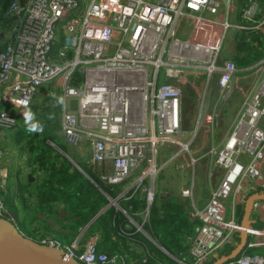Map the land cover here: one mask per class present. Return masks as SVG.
<instances>
[{"label":"built area","instance_id":"built-area-1","mask_svg":"<svg viewBox=\"0 0 264 264\" xmlns=\"http://www.w3.org/2000/svg\"><path fill=\"white\" fill-rule=\"evenodd\" d=\"M244 1L239 23L230 20L234 0L12 2L5 16L13 22L0 32V158L2 131L17 125L12 110L30 108L38 90L48 82L62 85L66 101L60 113L63 137L74 146H88L93 166H104L102 180L122 185L139 174L132 191L145 192V220H149L158 196L156 178L170 162L187 153L189 159H183L181 167L194 170L198 162L209 157V177H214L217 168L224 172L206 205H193L190 212L191 219L199 220L201 226L190 247L192 261L186 263L206 264L235 234L243 232L235 216L236 193L246 180L263 178L264 128L260 123L264 118V80L246 97L227 140L211 146L202 156L191 152L193 138L183 141L187 123L182 97L184 91H198V81L205 76L197 128L203 123L215 126L225 91L230 92L238 83L239 68L232 59L223 58L227 35L230 30L264 27L261 1ZM220 12H224L223 17L215 19ZM186 22L192 31L180 37ZM214 32L217 39L211 43L206 35ZM263 64L264 59L249 69ZM192 71L198 72L193 79ZM215 83L218 99L212 105L206 97ZM170 144L178 146L177 152L160 162L161 151ZM1 175L6 178V174ZM145 181L149 183L145 185ZM195 184L193 179L191 186L182 188V196L192 198ZM3 191L0 180V219H13ZM231 198L233 213L229 217L224 200ZM111 202L118 204L117 200ZM129 219L143 231L132 217ZM82 233L70 244L51 237L41 239L40 244L61 250L67 260L78 263L150 264L149 257L134 258L135 244L126 253L99 249L98 235L91 236L83 248ZM247 233L241 253L224 264H264L262 253L248 254L249 249H264V226L251 225Z\"/></svg>","mask_w":264,"mask_h":264},{"label":"trees","instance_id":"trees-1","mask_svg":"<svg viewBox=\"0 0 264 264\" xmlns=\"http://www.w3.org/2000/svg\"><path fill=\"white\" fill-rule=\"evenodd\" d=\"M14 1L16 0H0V32L13 22L11 18L5 16V13ZM17 1L23 3L25 0ZM263 59L264 27L259 30H241L237 35L232 53V60L237 67L247 68ZM61 108V105L47 104L42 108L45 114L34 122L42 125L43 131L30 133L23 130L19 135V141L26 140V147L29 148L35 170L44 174L31 193L36 197L34 206L38 205V209L46 214L56 211L55 205L58 202L63 203L67 219L71 220L72 227L75 229L81 227L82 229L89 224L88 227H91V230L99 237V249L107 253L127 252L135 244L138 250L136 248L134 251V258L149 257L150 264L156 262L159 264L190 263L192 261L190 247L199 234L201 222L191 219L192 208L188 207V202L175 201L173 198L162 199L157 196L151 207L149 220L137 215L145 208L144 191L138 190L134 193L131 189L126 196L123 195L122 198H119L122 185H110L103 181L100 172L93 165L88 166L78 162L82 170L78 169L60 152L61 150L70 154V149L63 137H60ZM144 184L146 185V182ZM23 197L21 198L23 199ZM112 199H116L120 203V209L111 202ZM4 202L11 213V218H13L9 217L8 220L14 222L15 219H19L18 208L14 201L4 197ZM237 209H239L238 216L242 219L244 210L240 208V205L237 206ZM129 217L136 220V223L138 222L142 226L143 231L158 243L152 239L155 244L151 242L143 231L132 224ZM32 222V220L29 221V223ZM25 229H28L30 233L28 234V231L25 234L20 229L18 231L33 242L40 243L41 239L45 237L55 239L51 236L52 233L43 227H34L32 224H28ZM240 235V233L235 234L233 240L217 255L210 258L206 264H214L222 257L232 254L237 248ZM55 237H57L55 240L65 244L59 235Z\"/></svg>","mask_w":264,"mask_h":264},{"label":"crops","instance_id":"crops-1","mask_svg":"<svg viewBox=\"0 0 264 264\" xmlns=\"http://www.w3.org/2000/svg\"><path fill=\"white\" fill-rule=\"evenodd\" d=\"M260 1L264 5V0H260ZM234 2H235V4H234L235 5V12L231 14L230 20L232 22L239 23V22H241V9H242V6L245 3V1L244 0H234ZM223 13L224 12H220L219 15L215 16V19L222 18ZM240 32L241 31L236 32L235 38L233 40H231L230 42H236L237 35ZM250 67L251 66H249L247 68H239V72L236 74V81L238 83H241V84L243 83V85L246 83L245 80L249 76H251V74H252V72H251L252 69H249ZM61 87H62V85H61ZM216 87H218L217 84H216ZM38 91H40V89ZM214 91L217 92L218 91L217 88H215ZM46 96H49L48 93H44V95H42V97H40V96L36 97L35 96L34 99H36V103L34 104V100H33V104H32L33 108L36 106L38 109L40 106L42 107L43 97H46ZM52 96H51V99H53ZM53 104L56 105L55 102ZM229 104L230 103H228L227 106H225V108L223 110L224 111V113L222 115L223 118L219 122L217 121V123L215 124L214 127H210L209 125H206L207 128L202 132L203 136L202 137L200 136L197 144H196V139L199 137L198 134L196 136H194L195 134L192 136V138L194 137L193 139L195 142V144H194L195 146H197V145L199 146L201 143H203L202 147H198V150L196 151V153L193 150V154L194 153H195V155L204 154L205 151H207L211 146L219 145V144L221 145L223 142H225L227 140V138L230 135V132L232 131V128L235 124V120H236L237 115H238L237 112H239L238 111L239 108H238V110H232V108H231L232 106H231V104L230 105ZM37 108H34V109H37ZM29 109L30 108L25 109V110H18V109L12 110L13 114L17 118L18 123L14 127L15 129L14 128L5 129L2 131L1 158H0V180L4 182V191H3L2 195L7 200H13L15 205L17 206L18 216L20 217L19 220H20L21 225L19 222H17L16 219L14 220V222H15V224L18 223L19 228L18 227L17 228L20 229L22 232H24L26 234L30 230V227L28 228L29 229L28 230V229H25V226H28V224H32L34 227L35 226L36 227L37 226L43 227L47 231H50L52 233L51 236H53L55 239H57V237H55V236L59 235L62 238L61 240H63L65 242V244H67V243L70 244L77 239V237L80 234L79 233L80 230H82L84 227H82V229H81V227H79L78 229H75L72 227L71 220L67 219V212H66L64 204L61 202H58L57 205H55L56 211L46 213V214L43 213L42 210L38 209V205L35 204V206H34V200L36 197L31 193L34 191L36 184H38L42 180V178L44 177V174L38 170H35V165H34V162L32 160L29 148L26 147V143H25L26 140L19 141V137H20L19 135L21 134V132L23 130H26V127H27L25 124L23 114L25 111L29 112L30 111ZM30 113H32V112H30ZM230 113H233L232 120L234 122L231 121L230 123L227 124L224 121L226 120L225 118H227L230 115ZM228 118L230 119V117H228ZM35 121H36V119H35ZM192 125H193L192 123L186 124V126H185V129L187 131L186 134H189L191 132L190 129L193 128ZM260 125L264 128V118L262 119ZM61 134H62V132H61ZM60 137H63V135ZM185 138L186 137L183 138V141L187 139V138L186 139ZM63 139H64L65 143L67 144L68 148L70 149V154L67 152L61 151V150H60V152L63 153L66 157L68 155L73 160L72 161L67 157L71 162H76L77 164H78V162L85 163L88 166L93 165V163H91L90 153H89V150H88V147L86 146V144H83L82 146H74V145L70 144L68 141H66V139L64 137H63ZM208 145L210 147H207ZM85 150H86V152H85ZM71 154L74 158L71 156ZM73 164L77 167V165L75 163H73ZM207 165H208V163H205L201 166V168H198L197 173L202 174L203 186L200 185L198 187L195 184L192 198L183 197L181 194L182 188L189 187V185L187 186V181L184 180V175H181V181L177 182L178 184H176L177 186H179L177 188L181 187L179 190L175 189L176 193L173 192L171 189H169L168 185L167 186L162 185L163 184L162 181L160 182L159 189L155 185L158 196L162 199L173 198V200H175V201L188 202V207H191V208H193V205H196L197 207H204L209 200L210 193H211V190L213 188V186H211V184H210L211 178L209 177L208 169H207L208 172L206 171ZM94 166L100 172V177H101V173L104 171V166H100L96 163L94 164ZM80 168H81V166H80ZM80 170H82V168ZM195 171H196V168L191 171V172H193L192 174L194 175V177L196 175ZM262 172H263V178L261 180H258L255 182H253L249 179L246 180L243 183V186L241 187V189L238 190V192L235 195V199H236V208H235L236 214H235V216L238 218V220L241 224L245 223V217H246L245 210H246L247 205L250 203V201H251V206H250L251 216L249 217L250 224H252L253 226H256V227H258L257 225L262 226L264 224V198L260 197V196H264V160L262 162ZM2 173L6 174V178H4V176L1 175ZM215 173H216V175H215L213 181L215 183V186H217V185H219V183L221 182V179H222V173H223L222 168H217ZM138 176H139V174L136 173L132 177H130V179H129L130 182H128L129 180H127L126 183L122 184V186H121L122 190L118 196L119 198H122L123 195L126 196L131 191L134 184L138 180ZM196 177H197V175H196ZM145 182L147 185L148 181H145ZM162 193H164V194L161 197ZM21 197H23V199ZM143 198H144V195H143ZM227 200H224V201L227 202ZM232 201H233V198H231V200H230V204L228 207L229 209L227 208L228 214L230 211L229 217L233 213ZM197 202L199 203V206H198ZM117 205L121 208L120 203H118ZM225 205H226V203H225ZM239 205H240V208L242 210H244V215H243L242 219H240L238 216L239 209H237V206H239ZM137 215H140L141 217H143L142 211L137 213ZM31 220L33 222L29 223V221H31ZM134 221L136 222V220H134ZM132 224L134 225V223H132ZM136 224L139 225L138 222ZM88 225L83 229L82 238L80 240V244L83 246V248L85 246V242L91 236L95 235V232L92 231L91 227H88ZM130 230H132V229H130ZM29 233H30V231L28 232V234ZM143 233L147 236V232L143 231ZM113 239H114V237H113ZM241 241H242V235H240V240H239L238 245L241 243ZM125 246H126V248H128L126 243H125ZM136 248L138 250L137 246H136ZM109 249H111V247H109ZM123 252H126V251H123ZM127 252H130V249ZM181 263L186 264L187 262H181Z\"/></svg>","mask_w":264,"mask_h":264},{"label":"rangeland","instance_id":"rangeland-1","mask_svg":"<svg viewBox=\"0 0 264 264\" xmlns=\"http://www.w3.org/2000/svg\"><path fill=\"white\" fill-rule=\"evenodd\" d=\"M184 24H185V25H183L184 32H179L178 33V36H180V37H186L192 31V26H191L190 22H186ZM215 35H216V32L207 34L206 37H209V38H207L209 42L215 43L216 39H217V37L214 38ZM235 35H236V31L235 30H230L228 35H227L226 41L224 42V45H223V48H222V53H223V58L224 59L225 58L232 59V53L234 52V46H235L234 44H235V42H230V41L235 38ZM57 49H58V46L54 48L53 52L56 53ZM251 72H252L251 76H249L245 80L246 83L244 85H243V83L242 84L241 83H237V84H235L233 89H231L230 92L225 91V94L223 95L222 101H221V103H223V105H222V112H221L220 118L218 119V122L223 118V116H222L223 113H224L223 110H224L225 106H227L228 103L231 104L232 110H238V108H239L238 111L240 112L242 110L243 106H244V103L246 101V97L251 92H253V89H254V86H255L256 82L261 83V81L264 80V64L261 65V66H257L255 69H252ZM197 74H198V72L192 71V74H190L191 78L193 79ZM205 79L206 78L204 76V80L202 79L201 81H198V84H197L198 91H195L194 94L191 93V92L186 93L184 91V96L182 97V99L184 100L183 101V108H182V110H183V120L185 119L186 123H192L193 124L192 125L193 128L190 129L191 132L189 134H187V136H184V137L187 138V139L185 138L186 139V140H184L185 142H187L188 140L192 139V136L194 134H195L194 136H196L198 134L199 137L196 139V144H197L200 136L201 137L203 136L202 132L207 128V126H205V127L203 126L206 123L200 124L199 127L197 128V121H198L199 116H200V112L198 110V105H199V102H201V100L203 98V95H204V82H205ZM184 86L188 87L189 84L186 83V84H184ZM60 87H61V85L58 84L57 82H48L47 84H45L44 86H42L40 88V91H38L36 97L37 96L42 97V95H44V93H48L49 96H46L47 98L43 97L42 107L40 106L39 109L37 108V106L34 107V108H37V109H34L33 106L30 107V109H29L30 111L29 112H32L31 114L33 116H35L34 117V121H35V119L36 120L37 119L38 120L41 119L42 116L45 114L44 110L42 109L43 107H45L49 103H54L55 102L54 96H60L61 95V88ZM215 88H218V87H216V83H215L214 87L212 88L213 91H211L210 94H208L207 97H206L208 102L212 101L211 102L212 105H214L216 103L217 99H218V93L214 91ZM51 96H52L53 99H51ZM46 102H49V103H46ZM35 103H36V99H34V104ZM61 110H62V108H61ZM239 112H237V113H239ZM37 116H38V118H36ZM228 117H230V119ZM228 117L225 118L226 120L224 121L227 124L230 123L231 121H233L232 120L233 113H230V115ZM17 123H18V121H17ZM60 135L62 136L61 132H60ZM194 144H195V142H194V139H193L192 143H191V146H190L192 153H193V150L196 153V151L198 150V147H202L203 146V143H201L199 146L198 145L195 146ZM207 147H210V146L208 145ZM86 150H85V152H86ZM88 150H89V148H88ZM177 150H178V146L176 144L166 145L165 148H163V150L161 151L160 162H164V161L168 160L173 154H175L177 152ZM207 151H205V153ZM195 153L193 155H195ZM202 155L203 154H199V155H195V156H202ZM181 157H179L176 160L170 162L166 166L165 170L156 178L155 185H156V187L158 189L160 187V182L162 181L163 182L162 185H165V186L168 185V188L176 193L175 189L179 190L181 188V187L177 188L179 186L176 185V184H178L177 182L181 181V175H184V180L187 181V186L188 185L191 186L193 179L196 182V185L198 187L200 185L203 186L202 174L201 173H197V171H198V168H201V166L203 164H205V163H208L206 171H207V169L209 171V168H210V163H209L210 159H209V157H205L203 160L198 162V164L196 166V171H195L197 177H196V175L194 177V175L192 174L193 172H191L192 170L190 168L183 169L181 167V165L185 161H187L189 159V155L187 153H185L184 156H181ZM183 159L185 161L183 163H181L183 161ZM109 165L110 164L106 165L107 166L106 168L108 170H110V166ZM222 172H224V170H222ZM215 175H216V173H215ZM215 175H214V177H215ZM214 177L210 179L211 180L210 184H211V186L216 187L215 183L213 181ZM128 182H130V180ZM2 197L4 199L3 195H2ZM224 202L226 203V206L228 208L229 204H230V199H228L227 202L226 201H224ZM198 206H199V203H198ZM229 215H230V211H229ZM17 222H19L18 218H17ZM12 224H13V226L16 229H17V227L19 228L18 223L15 224V222H12ZM20 225H21V223H20ZM257 226L258 227H263L264 224L262 226H260V225H257ZM147 238L151 242H153V241L155 243L157 242V240H155V239L153 240L148 233H147ZM249 239L253 240L254 238L250 236ZM257 253H262L264 255V249H262V248H253V249H249V251H248V254H250V255H255ZM79 263L80 264H84L82 262H79Z\"/></svg>","mask_w":264,"mask_h":264},{"label":"water","instance_id":"water-1","mask_svg":"<svg viewBox=\"0 0 264 264\" xmlns=\"http://www.w3.org/2000/svg\"><path fill=\"white\" fill-rule=\"evenodd\" d=\"M67 157L72 160L68 155ZM73 161V160H72ZM77 165L79 169L80 166ZM164 193H162L161 197ZM264 198V196H260ZM259 198V197H258ZM251 201L245 210V223L242 224V241L236 250L219 259L214 264H224L236 258L248 240L247 229L252 225L249 222ZM151 239V238H150ZM167 253V251L161 247ZM0 264H80L76 261L67 260L61 250L50 248L40 243L33 242L23 236L8 219H0Z\"/></svg>","mask_w":264,"mask_h":264},{"label":"clouds","instance_id":"clouds-1","mask_svg":"<svg viewBox=\"0 0 264 264\" xmlns=\"http://www.w3.org/2000/svg\"><path fill=\"white\" fill-rule=\"evenodd\" d=\"M54 100H55V103L58 104V105H64L65 104V97L63 95H60V96H54ZM24 104L26 105L27 104V101L25 100L24 101ZM24 120H25V124H26V130L30 133L32 132H36V131H40L42 132L43 131V126L42 125H39L37 123H34V116L28 112V111H25L24 114Z\"/></svg>","mask_w":264,"mask_h":264},{"label":"bare ground","instance_id":"bare-ground-1","mask_svg":"<svg viewBox=\"0 0 264 264\" xmlns=\"http://www.w3.org/2000/svg\"><path fill=\"white\" fill-rule=\"evenodd\" d=\"M115 205V204H114Z\"/></svg>","mask_w":264,"mask_h":264}]
</instances>
